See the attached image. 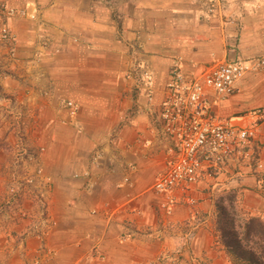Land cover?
<instances>
[{"label": "crops", "instance_id": "obj_1", "mask_svg": "<svg viewBox=\"0 0 264 264\" xmlns=\"http://www.w3.org/2000/svg\"><path fill=\"white\" fill-rule=\"evenodd\" d=\"M0 1L37 16L7 21L14 57L2 80L11 92L35 90L25 94L35 97L25 123L37 131L42 166L53 176L56 225L43 240L28 239V258L45 244L56 253L39 264H240L219 237L215 200L233 192L242 215L264 219L254 158L204 167L195 182L156 192L170 146L157 116L177 58L197 73L264 56V0H222L212 14L208 0H123L115 10L95 0ZM136 42L153 75V102L128 76ZM68 100L79 105L74 117ZM262 107L264 71H252L215 110L249 125L246 114ZM250 147L264 159V121Z\"/></svg>", "mask_w": 264, "mask_h": 264}, {"label": "built area", "instance_id": "obj_2", "mask_svg": "<svg viewBox=\"0 0 264 264\" xmlns=\"http://www.w3.org/2000/svg\"><path fill=\"white\" fill-rule=\"evenodd\" d=\"M95 1L115 10L123 0ZM208 1L206 11L212 14L215 6L221 4L222 0ZM1 9L4 16L36 18L35 14H28L24 9L15 10L5 5ZM114 15L121 17L117 11ZM12 37L6 24L2 23L0 38L8 41ZM140 47L139 42L130 46L135 53L128 73L132 75L135 87L142 91L147 101L153 102V75L149 66L139 60L137 50ZM180 61L177 58L169 68L160 102L157 121L170 146L167 150L166 167L157 175L152 189L156 192H169L176 187L195 182L204 167L219 166L238 158H254L256 182L263 189L264 159L252 150L250 143L260 122L264 121V107L246 114L254 120L249 125L220 117L215 107L235 91L236 83L248 72L264 71V56L243 61L225 60L209 65L197 73L185 71ZM66 106L70 116L77 115L79 105L76 102L68 100ZM168 204H163L167 211Z\"/></svg>", "mask_w": 264, "mask_h": 264}, {"label": "rangeland", "instance_id": "obj_3", "mask_svg": "<svg viewBox=\"0 0 264 264\" xmlns=\"http://www.w3.org/2000/svg\"><path fill=\"white\" fill-rule=\"evenodd\" d=\"M2 5L15 10L24 8L0 1V18L9 30L7 21L12 18L32 19L4 16ZM13 44L14 36L8 41L0 38V130L3 132L0 135V264H29L28 239L43 240L56 225L50 212L53 176L42 166L44 146L35 143L37 131H32L25 123L28 116L32 121L35 111L30 106L35 97L25 94L35 90L30 84H25L19 92L8 91L2 86V80L10 76L6 66L14 57ZM128 76L132 75L128 73ZM34 251L31 264H39L43 257L56 253L45 244L38 245Z\"/></svg>", "mask_w": 264, "mask_h": 264}, {"label": "trees", "instance_id": "obj_4", "mask_svg": "<svg viewBox=\"0 0 264 264\" xmlns=\"http://www.w3.org/2000/svg\"><path fill=\"white\" fill-rule=\"evenodd\" d=\"M215 207L216 227L226 252L237 263L264 264V219L242 215L230 191L217 196Z\"/></svg>", "mask_w": 264, "mask_h": 264}]
</instances>
